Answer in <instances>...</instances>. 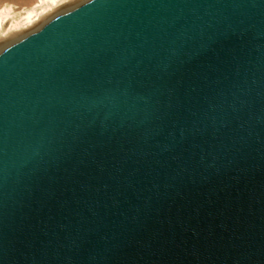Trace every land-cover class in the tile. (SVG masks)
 Returning a JSON list of instances; mask_svg holds the SVG:
<instances>
[{
	"label": "water",
	"instance_id": "water-1",
	"mask_svg": "<svg viewBox=\"0 0 264 264\" xmlns=\"http://www.w3.org/2000/svg\"><path fill=\"white\" fill-rule=\"evenodd\" d=\"M0 264H264V0H89L0 53Z\"/></svg>",
	"mask_w": 264,
	"mask_h": 264
},
{
	"label": "rangeland",
	"instance_id": "rangeland-1",
	"mask_svg": "<svg viewBox=\"0 0 264 264\" xmlns=\"http://www.w3.org/2000/svg\"><path fill=\"white\" fill-rule=\"evenodd\" d=\"M38 1L39 0H0V10L4 7H7L11 11L9 19L3 23V26L0 29V53H2L5 49L14 45L15 43L23 40L33 32L39 30L42 24L45 25L46 23L60 15L59 13L68 11V9H70L69 11H71L83 4V2L85 3L89 0H69L64 4L63 10L61 7H55V5H52V8L49 6L47 11H45V13L41 15L40 19L36 21V25L41 24L37 30H32V26L30 25H27V27H21L19 29H11L14 21H20L27 16V11H31L33 8H36V10L38 9L36 12L41 11V9L38 7ZM35 15L36 14L34 13V19L36 18Z\"/></svg>",
	"mask_w": 264,
	"mask_h": 264
},
{
	"label": "bare ground",
	"instance_id": "bare-ground-1",
	"mask_svg": "<svg viewBox=\"0 0 264 264\" xmlns=\"http://www.w3.org/2000/svg\"><path fill=\"white\" fill-rule=\"evenodd\" d=\"M68 1L69 0H66V1L64 0V2H63V0H39L38 1V3H39L38 7L41 9V11L36 12L38 10V9L36 10V8H33L31 11H27L28 12L27 16L25 18L21 19L20 21H14L11 29H19L21 27H24V26L27 27V25L28 26L30 25V26H32V30H37L41 24L36 25V21L40 19L41 15L43 13H45V11H47L49 6L51 7L52 5H55V7H61L63 10L64 4ZM64 10H66V9H64ZM69 10L70 9H68V11ZM68 11H63L59 14L61 15V14H64V12L66 13ZM10 12H11L10 9L7 7H4L3 9L0 10V29L2 28L3 23L9 19V16L11 14ZM34 13L36 14L35 19L33 17ZM36 26H38V27H36ZM33 28H35V29H33Z\"/></svg>",
	"mask_w": 264,
	"mask_h": 264
}]
</instances>
